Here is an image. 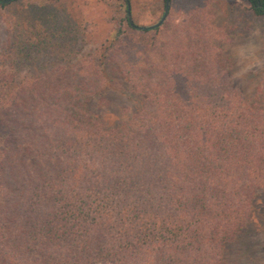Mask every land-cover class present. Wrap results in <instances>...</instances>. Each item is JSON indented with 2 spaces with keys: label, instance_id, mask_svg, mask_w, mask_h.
Segmentation results:
<instances>
[{
  "label": "trees",
  "instance_id": "obj_1",
  "mask_svg": "<svg viewBox=\"0 0 264 264\" xmlns=\"http://www.w3.org/2000/svg\"><path fill=\"white\" fill-rule=\"evenodd\" d=\"M113 17L91 71L0 108V264H225L253 218L264 103L231 82L207 0L152 28Z\"/></svg>",
  "mask_w": 264,
  "mask_h": 264
},
{
  "label": "rangeland",
  "instance_id": "obj_2",
  "mask_svg": "<svg viewBox=\"0 0 264 264\" xmlns=\"http://www.w3.org/2000/svg\"><path fill=\"white\" fill-rule=\"evenodd\" d=\"M163 2L128 0L132 22L138 26L157 23L164 13ZM207 5L216 37L213 44L231 57L227 66L231 82L248 100L264 103V15H256L248 0H207ZM126 7L124 0H1L0 108L15 99L16 91L33 83L59 87L78 79L64 75L67 71H91L92 52L118 27L114 11L123 18ZM172 12L180 23V11ZM120 27L127 30L124 21ZM79 79L91 82L89 76ZM23 95L28 96V90ZM122 97L115 94L101 108L117 111ZM263 236L264 189L247 228L227 243L225 264H264Z\"/></svg>",
  "mask_w": 264,
  "mask_h": 264
},
{
  "label": "water",
  "instance_id": "obj_3",
  "mask_svg": "<svg viewBox=\"0 0 264 264\" xmlns=\"http://www.w3.org/2000/svg\"><path fill=\"white\" fill-rule=\"evenodd\" d=\"M4 2H8L10 0H3ZM169 2L170 0H165V9H164V13H163V16L161 17V19L153 24V25H150V26H139L140 28H145V27H156V26H159L162 24V22L165 20L167 14H168V9H169ZM127 6H128V20L130 23H132V17H131V14H130V11H129V3H128V0H127ZM133 24V23H132Z\"/></svg>",
  "mask_w": 264,
  "mask_h": 264
},
{
  "label": "crops",
  "instance_id": "obj_4",
  "mask_svg": "<svg viewBox=\"0 0 264 264\" xmlns=\"http://www.w3.org/2000/svg\"><path fill=\"white\" fill-rule=\"evenodd\" d=\"M170 3H171V0H170V2H169V5H170Z\"/></svg>",
  "mask_w": 264,
  "mask_h": 264
}]
</instances>
